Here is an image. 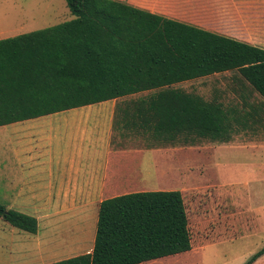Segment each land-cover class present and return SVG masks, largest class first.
<instances>
[{"label":"trees","instance_id":"obj_1","mask_svg":"<svg viewBox=\"0 0 264 264\" xmlns=\"http://www.w3.org/2000/svg\"><path fill=\"white\" fill-rule=\"evenodd\" d=\"M65 2L72 20L0 40V127L149 92L125 101L116 124L152 149L228 144L264 122L251 103L264 100L263 49L116 0ZM225 73L241 110L173 88ZM0 220L38 234L36 218L2 204ZM191 250L181 192H141L103 201L92 253L52 264H145Z\"/></svg>","mask_w":264,"mask_h":264},{"label":"crops","instance_id":"obj_2","mask_svg":"<svg viewBox=\"0 0 264 264\" xmlns=\"http://www.w3.org/2000/svg\"><path fill=\"white\" fill-rule=\"evenodd\" d=\"M116 1L264 50V12L258 7L262 0ZM126 99L0 127V204L36 218L39 227L42 222L59 223L57 229L65 230L64 234L68 232L77 243L67 259L92 253L95 244L92 235L87 233L82 242L80 236L82 231L98 224L103 201L157 191L147 190L145 172L130 171L124 164V161H145L142 156L146 152H157L125 142L130 136L126 137L116 123L121 113L118 104L123 105ZM237 132L245 136L244 132ZM263 132L262 129L254 133L248 141L244 137L242 144L236 137L221 148L255 150L258 151L255 161L264 162ZM258 166L264 172V165ZM255 193L259 198L260 193L257 190ZM6 226L10 225L2 228ZM0 242L6 244L0 249V264H13L15 254L28 257L24 246L27 240L10 238ZM78 247L82 252L74 255Z\"/></svg>","mask_w":264,"mask_h":264},{"label":"rangeland","instance_id":"obj_3","mask_svg":"<svg viewBox=\"0 0 264 264\" xmlns=\"http://www.w3.org/2000/svg\"><path fill=\"white\" fill-rule=\"evenodd\" d=\"M258 7L264 12V0L258 3ZM70 19L65 0H0V39L40 31ZM173 88L201 96L209 102L218 100L227 109H242V90L232 73L182 83ZM155 93L140 94L125 101L148 98ZM251 103L262 107L264 119V100L254 97ZM262 129L264 122L252 130H237L244 132L248 141L251 135ZM115 137H118L117 132ZM236 137L239 144L244 142L241 133ZM125 142L157 151L146 152L142 156L145 161H124V164L130 171L135 169L137 173L140 170V173L147 174V180H144L147 190L181 192L189 217L192 250L146 264H247L264 248V177H260L264 172H260L258 166L264 162L255 161L258 151L221 148L222 145L209 142L195 147L152 149L153 143L147 137L137 135H131ZM256 190L260 193L259 198ZM3 225L7 224L0 220V240H27L24 246H27L28 257L15 254L13 264H52L68 260L69 252L77 244L68 232L64 234L65 230L57 229L60 227L56 221L42 222L37 235L10 226L2 228ZM96 229L97 225H93L82 231L79 242L86 239L87 233L95 240ZM5 245L0 242V249ZM81 252L78 247L74 255ZM252 264H264V257Z\"/></svg>","mask_w":264,"mask_h":264}]
</instances>
